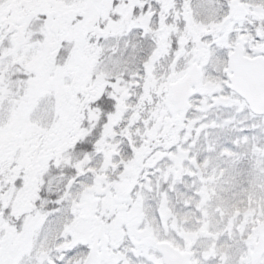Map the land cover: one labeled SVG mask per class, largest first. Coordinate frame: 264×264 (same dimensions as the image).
<instances>
[{
  "label": "snow or ice",
  "instance_id": "snow-or-ice-1",
  "mask_svg": "<svg viewBox=\"0 0 264 264\" xmlns=\"http://www.w3.org/2000/svg\"><path fill=\"white\" fill-rule=\"evenodd\" d=\"M0 264H264V0H0Z\"/></svg>",
  "mask_w": 264,
  "mask_h": 264
}]
</instances>
